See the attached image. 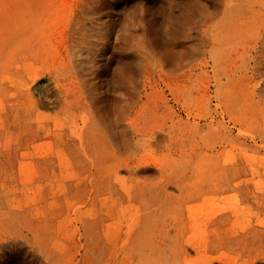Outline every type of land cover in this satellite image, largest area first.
<instances>
[{"label": "rangeland", "instance_id": "1", "mask_svg": "<svg viewBox=\"0 0 264 264\" xmlns=\"http://www.w3.org/2000/svg\"><path fill=\"white\" fill-rule=\"evenodd\" d=\"M82 1L0 0V212L17 207L2 229L18 241L0 253L9 262L46 250L60 264H264V110L248 95L257 79L240 78L254 57L241 46L264 32V0H234L228 12L225 0H154L134 30L153 79L121 114L113 102L126 87L114 83L106 116L91 100L108 87L104 72L60 67ZM139 2L103 0L95 18L112 29ZM180 43L198 56L171 81ZM222 71L232 81L219 98Z\"/></svg>", "mask_w": 264, "mask_h": 264}, {"label": "bare ground", "instance_id": "2", "mask_svg": "<svg viewBox=\"0 0 264 264\" xmlns=\"http://www.w3.org/2000/svg\"><path fill=\"white\" fill-rule=\"evenodd\" d=\"M81 1V0H80ZM116 3H120L121 1H125V0H112ZM127 1V0H126ZM139 4L135 7L133 6V8L128 12V14L126 16H123L121 18H118L115 22V25L112 27V29L109 30H104L101 26H102V21H97L95 18V15L99 14L103 9V0H83L82 1V5L79 8V11H76V20L75 22L72 21L71 25V35L68 37V39L66 40V42L64 43V41L62 40V44H65V46L63 47V50L61 52V57L59 58L60 61L58 62V64L60 63V67H62V69L68 70V71H73L76 73V71H92L93 69H97L100 72H104V81L106 83L107 86L106 89L104 88L103 91H101L100 93H98V97L97 98H92V104L97 106V107H103L104 111H101V113L99 114L100 116H106V114L109 113L110 107L111 105L114 104H120V107L117 110L118 114H121L123 112V109L126 105L131 104L134 101V95L137 93H134L135 89L139 86V83L142 82V84L147 81V79L149 77H151L154 73H153V66L152 63L150 62V56L149 54L145 51L144 46L137 44V40H138V36L135 35L134 30L136 28L137 25H142L143 23L145 24L146 19V14L149 10H151L152 7H154V0H139ZM158 1V0H157ZM190 1V0H189ZM198 1V0H197ZM202 1V0H201ZM218 1V0H217ZM221 1V0H220ZM159 2V1H158ZM193 2V1H192ZM206 2V0H205ZM236 2V1H235ZM196 3V2H195ZM194 3V4H195ZM199 3V2H198ZM203 3V2H202ZM208 3V2H207ZM253 3V2H252ZM189 4V3H188ZM193 4V6H194ZM204 4V3H203ZM213 4V3H212ZM211 4V5H212ZM261 4V3H260ZM264 4V3H262ZM123 5V4H122ZM126 5V4H125ZM209 5V4H208ZM215 5V4H214ZM221 5H223V11L224 12H228L231 7L234 5V0H225L224 3ZM258 5V3H257ZM80 6V3H79ZM78 6V7H79ZM192 6V5H191ZM198 6V5H197ZM202 6V5H201ZM204 6V5H203ZM206 6V5H205ZM204 6V7H205ZM218 6V7H217ZM261 6V5H258ZM123 7V6H122ZM189 7V6H187ZM210 7V5H209ZM215 9L218 8L219 9V5H215L214 6ZM257 7V6H256ZM186 8V7H185ZM222 8V7H221ZM254 8V7H253ZM261 8V7H260ZM154 9V8H153ZM152 9V11H153ZM213 8V11L215 10ZM263 9V8H262ZM116 10V9H115ZM128 9H126L127 11ZM188 10V9H187ZM217 10V9H216ZM221 10V9H220ZM256 10V9H255ZM74 11V13H75ZM119 11V10H118ZM191 11V9H190ZM243 11V10H242ZM259 11V10H258ZM247 12V11H246ZM149 13V12H148ZM205 13V11H204ZM219 13V12H218ZM243 13V12H242ZM245 13V12H244ZM151 14V13H150ZM220 14V13H219ZM259 14V13H258ZM121 15V13H120ZM125 15V14H124ZM170 15V14H169ZM179 15V14H178ZM177 15V16H178ZM213 15V14H212ZM153 16V15H151ZM171 16V15H170ZM180 16V15H179ZM182 16V14H181ZM184 16V15H183ZM186 16V15H185ZM207 16V14H206ZM215 16V15H214ZM218 16V15H216ZM247 16V15H246ZM259 16V15H258ZM149 17V15H148ZM147 17V18H148ZM156 17V16H155ZM213 17V16H212ZM260 17H262L260 15ZM74 18V16L72 17ZM100 18V17H99ZM157 18V17H156ZM169 19V17H168ZM174 19V18H173ZM186 19V18H185ZM263 19V17H262ZM100 20V19H99ZM182 20V19H181ZM184 20V19H183ZM203 19H200V21ZM209 20H211V18H209ZM213 20V19H212ZM161 21V20H160ZM175 21V19H174ZM177 21V20H176ZM175 21V22H176ZM147 22V21H146ZM174 22V23H175ZM183 22V21H182ZM259 22V21H257ZM184 23V22H183ZM202 23V22H201ZM204 23V22H203ZM152 24V23H150ZM159 23H157L158 25ZM171 24V23H170ZM262 24H264V22H262ZM69 25V26H70ZM147 25V23H146ZM154 25V24H152ZM172 25V24H171ZM183 25V24H182ZM212 25V24H211ZM105 26V25H104ZM151 26V25H150ZM168 26V25H167ZM209 26V24H208ZM263 26V25H262ZM261 26V27H262ZM68 27V26H67ZM147 27V26H146ZM156 27V26H155ZM170 27V26H168ZM175 27V26H174ZM179 27V26H178ZM181 27V25H180ZM259 27V26H258ZM157 28V27H156ZM171 28V27H170ZM203 28V27H202ZM206 28V27H205ZM211 28V27H210ZM69 29V28H68ZM148 29V27H147ZM201 29V28H200ZM207 29V28H206ZM257 29V28H256ZM260 29V28H259ZM70 30V29H69ZM68 30V31H69ZM156 30V29H155ZM210 30V29H209ZM261 30V29H260ZM139 31V30H138ZM137 31V32H138ZM154 31V30H153ZM152 31V32H153ZM158 31V30H157ZM183 31V30H182ZM204 31V30H201ZM211 31V30H210ZM257 31V30H256ZM262 31V30H261ZM147 32V30L145 31ZM155 32V31H154ZM70 33V32H69ZM256 33V32H255ZM258 33V32H257ZM261 32L258 33V36L256 37V39L254 38L252 42H245L242 46L241 49L242 51H253L254 53V57H253V65H251L250 70L246 72L245 70V74L243 73V75L240 77L242 83L248 79V78H253V79H257L256 84L253 85V87H251L252 89H250L251 91L248 92V95H250V103L251 105L253 104V106L258 109L264 110V32L262 34H260ZM153 34V33H151ZM155 34V33H154ZM153 34V35H154ZM157 34V33H156ZM209 34V33H208ZM66 35V34H64ZM63 35V36H64ZM181 35V34H180ZM197 35V34H196ZM202 35V34H201ZM204 35V34H203ZM255 35V34H254ZM155 36V35H154ZM152 36V37H154ZM209 36V35H208ZM249 36V35H248ZM146 37V36H145ZM158 37V36H157ZM206 37V36H205ZM61 38V37H60ZM64 38V37H62ZM156 38V37H155ZM154 38V39H155ZM178 38V37H177ZM182 37H180L181 39ZM184 38V36H183ZM207 38V37H206ZM210 38V37H209ZM244 38V37H243ZM141 39V37L139 38ZM151 39V38H150ZM152 40V39H151ZM178 40V39H177ZM176 40V41H177ZM182 40V39H181ZM208 40V38H207ZM247 40V39H246ZM139 41V40H138ZM154 41V40H153ZM209 41V40H208ZM241 41V40H240ZM61 42V41H60ZM146 42V41H145ZM205 44L207 41H205ZM143 44V43H142ZM169 44L168 42L166 43V45ZM182 44V43H180ZM198 44V43H197ZM205 44L203 45V47L205 46ZM210 44V43H209ZM208 44V45H209ZM144 45V44H143ZM146 45V44H145ZM169 47H172L174 45V43L169 44ZM176 45H178L176 43ZM188 45V44H187ZM201 45V42H200ZM165 46V45H164ZM168 46V45H167ZM182 49L180 50V48H172L171 53H172V57H173V63H171L172 65V72L169 73V76H171V81L172 78L174 76H176L175 74H178L177 72L179 71V75H182L185 73L187 66L190 65L191 61L195 59V56L197 54L195 48H192L190 50H188V48H186V44L185 47L182 44L181 45ZM202 46V45H201ZM166 47V51L168 50ZM180 47V46H179ZM197 47V46H196ZM200 46H198L199 48ZM202 47V49H204ZM165 49V48H164ZM173 49H179L177 50H173ZM127 50L129 51H134L133 54L134 56L139 58V65L137 64L138 62L133 64V57H130L131 60L129 61L128 58H126ZM148 50V49H146ZM206 50V49H205ZM152 51V50H151ZM149 52V51H148ZM169 52V50H168ZM204 52V51H202ZM206 52V51H205ZM107 53H114L113 55H111L108 59V61L110 59H112L111 61L104 62L105 56L107 58ZM151 53V52H150ZM162 53V52H161ZM164 53V52H163ZM162 53V54H163ZM201 54V51H200ZM203 54V53H202ZM201 54V55H202ZM206 54V53H205ZM151 55V54H150ZM171 55V54H170ZM232 55V53L230 54ZM243 55V54H242ZM153 56V54H152ZM198 56V54H197ZM233 56V55H232ZM241 56V55H240ZM58 57V55L56 56ZM157 57H159L157 55ZM235 57V56H233ZM252 57V54H251ZM154 58V57H153ZM231 58V56H230ZM242 58V57H241ZM158 60V58H156ZM155 59V61H156ZM163 59V58H162ZM233 59V58H232ZM200 60V58H199ZM252 60V59H251ZM52 61V60H51ZM236 61V60H235ZM234 61V63H235ZM158 64H161L162 62L158 61ZM194 62V61H193ZM192 62V63H193ZM197 62V61H196ZM203 62V60H202ZM238 62V60H237ZM57 63V62H56ZM191 63V64H192ZM207 63V62H205ZM219 63H221L220 61L218 62V60H214L213 65L215 66L216 70L218 71V69H220V65ZM228 63V62H227ZM226 63V64H227ZM49 64V63H48ZM57 64V65H58ZM156 64V63H155ZM170 64V63H169ZM168 64V65H169ZM201 64V63H199ZM230 65V64H229ZM235 65V64H234ZM52 66V65H51ZM59 66V65H58ZM156 66V65H155ZM160 68V65H158ZM170 66V67H171ZM192 66V65H191ZM199 66V65H198ZM202 66V65H201ZM200 66V67H201ZM232 66V65H231ZM236 66V65H235ZM248 66V65H247ZM48 67V65H47ZM59 67V68H60ZM228 67V66H227ZM55 68V67H54ZM162 68V67H161ZM189 68V67H188ZM192 68V67H191ZM234 68V67H233ZM240 68V67H239ZM246 68V66H245ZM244 68V69H245ZM61 69V68H60ZM194 69V68H193ZM247 69V68H246ZM162 72V69H160ZM196 70V69H195ZM212 70V69H211ZM224 70V69H223ZM230 70V69H229ZM228 70V71H229ZM236 70V69H235ZM49 71V70H48ZM52 71V70H51ZM58 71V70H57ZM66 71V72H68ZM188 71V70H187ZM233 71V70H232ZM241 71V70H240ZM62 72V71H61ZM70 72V73H71ZM158 72V71H157ZM160 72V71H159ZM213 72V71H212ZM234 72V71H233ZM232 72V73H233ZM243 72V71H242ZM51 73V72H50ZM48 73V74H50ZM86 73V72H85ZM98 73V71H97ZM230 73V72H229ZM231 73V74H232ZM236 74L238 72H235ZM234 73V75H235ZM47 74V75H48ZM54 74V73H53ZM96 74V73H95ZM166 74V73H165ZM186 74V73H185ZM189 74V73H188ZM187 74V75H188ZM218 74V72H217ZM241 74V73H240ZM51 75V74H50ZM75 75V74H74ZM232 75V76H234ZM84 76V75H83ZM154 76V75H153ZM152 76V77H153ZM166 76V75H165ZM168 76V74H167ZM185 75H182V77ZM189 76V75H188ZM50 77V76H49ZM52 77V76H51ZM151 77V78H152ZM187 77V76H185ZM184 77V78H185ZM48 78V76H47ZM53 78V77H52ZM65 78V77H64ZM179 78V77H177ZM190 78V77H189ZM153 79V78H152ZM167 79L169 80V78L167 77ZM180 79V78H179ZM178 79V80H179ZM186 79V78H185ZM223 79H225L223 81ZM232 78L229 76V74H226L224 71L219 73V77L217 78L216 82V89H215V96L216 97H221V95H223V93H225V85L227 83H231ZM64 80V79H63ZM77 80V79H76ZM174 80V79H173ZM177 79H175L176 81ZM184 80V79H183ZM187 80V79H186ZM184 80V81H186ZM69 81V80H68ZM72 81V80H71ZM150 81V80H149ZM251 81V80H250ZM255 81V80H254ZM85 82H88L87 80H85ZM119 82V83H118ZM77 83V82H76ZM80 83V82H79ZM82 83V82H81ZM84 83V81H83ZM114 83H123L126 87L124 94V100L121 101L122 99H120V101H116L113 102V100L111 99V89L114 90ZM177 83V82H174ZM181 83V81H180ZM179 83V84H180ZM184 83V82H183ZM187 83V82H186ZM86 84V83H85ZM89 84V82H88ZM249 84V83H247ZM83 85V84H82ZM81 85V86H82ZM92 85V84H91ZM141 85V84H140ZM173 85V84H171ZM243 85V84H242ZM86 86V85H85ZM88 88L87 89H91L90 85H87ZM121 86V85H119ZM179 86V85H177ZM252 86V85H251ZM103 87V86H102ZM110 87V88H109ZM124 87V86H123ZM229 87V86H228ZM242 87V86H241ZM140 88V87H139ZM144 88V87H143ZM176 88V87H175ZM231 88V87H230ZM124 89V88H123ZM244 90V89H242ZM116 91V90H115ZM134 91V92H133ZM235 91V90H234ZM137 92V91H136ZM94 93V92H93ZM136 96V95H135ZM223 98V97H222ZM81 100V99H80ZM136 100V99H135ZM223 100V99H222ZM113 102V103H112ZM226 102V101H225ZM80 103V102H79ZM134 103V102H133ZM201 103V102H200ZM66 104V103H65ZM72 105H75V102L73 101L71 103ZM82 104V103H81ZM219 104V103H218ZM223 104V103H222ZM221 104V106H222ZM220 105V104H219ZM60 107V106H59ZM64 107V106H63ZM74 107V106H73ZM80 107V106H79ZM113 107V106H112ZM132 107V105L130 106ZM68 108V107H67ZM72 108V107H71ZM109 108V109H108ZM195 109V108H193ZM218 109V108H217ZM101 110V109H100ZM223 110V108H222ZM63 111V110H62ZM65 111V109H64ZM73 111V110H72ZM69 112V111H68ZM79 112V111H78ZM83 112V111H82ZM215 112V111H214ZM63 114V113H62ZM98 114V113H96ZM214 114V113H213ZM113 115V114H112ZM215 115V114H214ZM116 116V115H115ZM217 116V115H216ZM64 117V116H62ZM111 117V116H109ZM104 118V117H103ZM96 120V119H95ZM107 120V119H106ZM109 120V119H108ZM108 122V121H107ZM118 119L115 120L113 123H115L116 125L118 124ZM98 123V122H97ZM109 123V122H108ZM107 124V123H106ZM120 125V124H119ZM87 126V125H86ZM235 128V127H234ZM241 130V129H240ZM124 133V132H123ZM116 135V134H115ZM232 135V134H231ZM136 137V136H135ZM137 139V138H136ZM230 148V147H229ZM235 156V155H234ZM236 158V156H235ZM1 188V187H0ZM4 191V190H3ZM235 193V192H233ZM235 195V194H234ZM1 196V195H0ZM233 196V194H232ZM6 198V197H5ZM229 198V196H228ZM238 198V197H237ZM227 199V198H226ZM239 200V199H238ZM2 201V200H1ZM6 202V201H5ZM2 203V202H1ZM8 203V201H7ZM227 203V202H226ZM4 204V203H3ZM2 204V205H3ZM13 204V202H12ZM56 204V203H55ZM21 205V204H19ZM27 205V204H26ZM4 206V205H3ZM56 206V205H55ZM230 206V205H229ZM53 207V206H52ZM11 208V207H10ZM17 207H13L12 209L6 210V211H2L0 212L1 216L3 217V219H5L4 221H2V223L0 222V246H2V248L0 247L1 251L7 252L8 249H11L13 247L16 246V241L15 238H13L11 233H7V231L3 230L2 228H4V222L7 223L8 225L12 223V221L14 222V216L16 215L15 212ZM21 208V206H20ZM237 208V207H236ZM25 209V208H24ZM32 209V208H30ZM119 209H121V207H119ZM2 210V208H1ZM23 210V209H22ZM28 210V209H27ZM26 210V211H27ZM240 210V209H239ZM21 211V210H20ZM233 211V210H232ZM238 212V210H236ZM35 213V212H34ZM115 213V212H114ZM28 214V213H27ZM110 214V213H109ZM233 214V213H232ZM47 215V214H46ZM45 215V216H46ZM50 215V214H49ZM53 216V215H52ZM106 217V216H105ZM42 218V217H41ZM46 219V217H45ZM29 221V220H28ZM42 221V222H41ZM39 222L40 225L44 226V219L42 218ZM30 223V222H29ZM17 224V223H16ZM19 224V223H18ZM30 226V225H29ZM52 228V227H51ZM44 230V229H43ZM23 232V231H22ZM21 233V232H20ZM18 234V238L20 240L23 239L24 242L26 243V246H29L30 248H32L30 245L31 243V239L28 236V233H26V235H21ZM38 233V232H37ZM35 233L33 232V238L35 237V241H38V236L34 235ZM17 238V237H16ZM41 238L39 237V240ZM33 240V239H32ZM22 242V241H20ZM18 243V241H17ZM38 242H36L37 244ZM42 243V239L40 241V244ZM24 244V243H23ZM34 245V244H32ZM24 246V245H23ZM39 246V244H38ZM40 247V246H39ZM35 248V247H34ZM23 250V248H21ZM38 249V248H37ZM55 249V248H54ZM58 249V248H57ZM25 250V248H24ZM56 250V249H55ZM60 250V249H59ZM0 251V252H1ZM14 251V250H13ZM33 251V250H32ZM22 252H26V251H22ZM21 253V252H20ZM31 254V252H30ZM25 255V254H24ZM35 258H38L39 260L35 261V262H9L10 260H8L9 258H5L3 256V253H0V264H60L58 262V260L56 259L57 257H55V254L51 251H36L35 254ZM27 256V255H26ZM31 256V255H30ZM264 256V255H262ZM23 257V256H22ZM259 257V255H258ZM21 258V257H20ZM32 258V257H31ZM27 259H30V257H28ZM33 259V258H32ZM35 260V259H34ZM33 260V261H34ZM197 261V260H196ZM195 261V262H196ZM198 262V261H197Z\"/></svg>", "mask_w": 264, "mask_h": 264}]
</instances>
